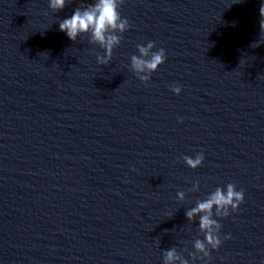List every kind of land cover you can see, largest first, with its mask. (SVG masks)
<instances>
[{"label":"clouds","instance_id":"1","mask_svg":"<svg viewBox=\"0 0 264 264\" xmlns=\"http://www.w3.org/2000/svg\"><path fill=\"white\" fill-rule=\"evenodd\" d=\"M66 3L67 0H49V7L58 12L65 8ZM124 3L125 0H93L86 6L81 4L69 18L59 21V30L66 33L72 41H76L81 35H90L89 43L99 45L104 50L103 55H97V63L108 65L112 60L114 48L121 43L122 34L131 27L128 19L123 18L120 13ZM259 11L262 17L260 29L264 32V4H261ZM136 47L139 55L131 56L130 69L140 81L147 83L152 73L158 71L159 66L165 63L166 50L159 48L153 51L154 41H148L146 45L137 44ZM171 90L177 95L181 92L179 86H173ZM180 122H183L182 118ZM204 159L203 152L197 153L195 157H183V161L191 169L200 167ZM191 190L198 191L199 183L196 182ZM184 197L185 192L177 193L178 200L182 201ZM243 203L244 190H237L235 184L229 183L225 188H215L205 199L197 200L196 205L187 210L186 217L189 221L198 217L199 232L204 236L203 240L196 238L193 242L194 251L188 252L193 261L210 258V251L221 246L219 233L222 225L217 218H227L231 213L238 211ZM230 238V235L225 237ZM163 264H189V260L183 252L173 246L163 252Z\"/></svg>","mask_w":264,"mask_h":264}]
</instances>
